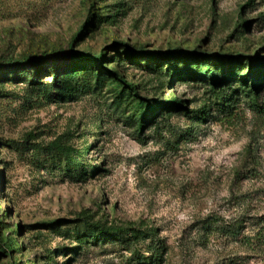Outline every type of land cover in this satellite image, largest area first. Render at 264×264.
Returning <instances> with one entry per match:
<instances>
[{"label":"rangeland","instance_id":"obj_1","mask_svg":"<svg viewBox=\"0 0 264 264\" xmlns=\"http://www.w3.org/2000/svg\"><path fill=\"white\" fill-rule=\"evenodd\" d=\"M71 49L108 54L94 64L109 83L54 99L14 77L34 64L0 69V231L17 249L0 264H264V85L254 94L237 74L214 90L189 72L200 55L264 53V0H0V59ZM52 63L40 76L54 93ZM118 79L185 107L140 130ZM55 147L71 151L62 165ZM86 221L141 235L78 241Z\"/></svg>","mask_w":264,"mask_h":264},{"label":"trees","instance_id":"obj_2","mask_svg":"<svg viewBox=\"0 0 264 264\" xmlns=\"http://www.w3.org/2000/svg\"><path fill=\"white\" fill-rule=\"evenodd\" d=\"M94 20L103 22V16L95 14ZM248 22L245 23V26ZM77 42V38L74 39ZM74 49V48H72ZM55 50L52 53H44L40 55H31L22 59H0V69H20L30 64H34L36 72L35 74L28 73V70L23 68L18 70L14 77L18 79H26L31 90H40L45 96L51 95V98H64L74 97L77 94L86 93L92 89H102L107 85L108 75L103 70L96 68L94 62H102L103 60H109V55L101 53L99 55L89 56L86 54L76 53L73 50ZM124 51L131 59L133 63L141 62L142 65L150 67L151 71H157L159 73H166V75L181 76L182 64L173 61H166L158 67H154V64L147 63V60L139 57L132 56L134 53L130 49L124 48ZM186 54V53H185ZM209 54L200 55V58L194 60L189 66V72H192L193 67L197 66L207 71V79L212 84L214 90H221L228 86L235 75H239V81L250 92L257 94V91L264 85V53L255 56L248 55H235L232 57H225L223 60L217 58H209ZM55 62V63H52ZM55 64V69L52 73L55 76V92L53 93L48 84L43 83L41 75V69L47 64ZM121 62L118 60V65ZM193 68V69H192ZM230 68V69H228ZM26 72V73H25ZM11 72H4L2 77H8ZM123 78V76H121ZM125 79V78H124ZM120 83H125L120 91V95L117 97L118 102L124 101L125 98L130 100L131 104H135L141 112V115L133 116L134 121L138 125V129L142 130L150 123L154 122L157 116L164 111H173L183 109L184 102L180 100L171 99L170 101L145 99L142 95L141 84H128L126 81L118 79ZM126 80V79H125ZM94 81L96 83L94 84ZM120 83H117L115 90H118ZM3 95L5 92H0ZM57 149V150H55ZM54 153L51 155V161L62 165L63 158L65 160L70 159L71 151L63 147H55ZM75 162L70 160L69 167H74ZM0 224L2 221L0 220ZM1 226V225H0ZM239 226H233V231L238 233ZM79 240L93 238L97 241L118 239L125 243H133L137 240L141 233L134 228L125 227H103L95 223L86 221L82 226L74 228ZM16 245L12 238H7L0 231V253L9 256L12 252L16 251Z\"/></svg>","mask_w":264,"mask_h":264}]
</instances>
